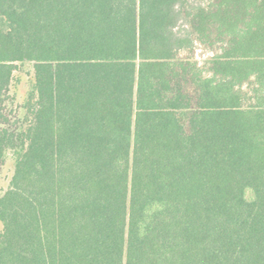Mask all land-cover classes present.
Instances as JSON below:
<instances>
[{"label": "trees", "instance_id": "trees-1", "mask_svg": "<svg viewBox=\"0 0 264 264\" xmlns=\"http://www.w3.org/2000/svg\"><path fill=\"white\" fill-rule=\"evenodd\" d=\"M9 156L0 264H264V0H0Z\"/></svg>", "mask_w": 264, "mask_h": 264}, {"label": "rangeland", "instance_id": "rangeland-1", "mask_svg": "<svg viewBox=\"0 0 264 264\" xmlns=\"http://www.w3.org/2000/svg\"><path fill=\"white\" fill-rule=\"evenodd\" d=\"M188 2L199 3L206 5L208 0H188ZM182 25L188 23V18L182 21ZM219 45H216V49ZM211 50L206 48L200 42L196 43L194 47L195 58L203 65L205 60L211 56ZM32 67L30 64H24L16 71L13 75L11 84L8 90V107L7 111L10 117V124L14 129L19 123L27 122L28 118L24 119V102L28 96L29 87L32 82ZM247 88V87H246ZM244 89V88H243ZM246 103H249V99H246ZM14 171V159L9 156L5 164L0 171V195H2L9 187L11 182V177Z\"/></svg>", "mask_w": 264, "mask_h": 264}]
</instances>
